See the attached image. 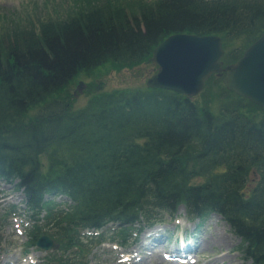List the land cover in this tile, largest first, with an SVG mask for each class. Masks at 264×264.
I'll list each match as a JSON object with an SVG mask.
<instances>
[{"label":"trees","instance_id":"trees-1","mask_svg":"<svg viewBox=\"0 0 264 264\" xmlns=\"http://www.w3.org/2000/svg\"><path fill=\"white\" fill-rule=\"evenodd\" d=\"M263 32L264 0H104L0 28V182L23 189L28 216L45 211L62 251L57 264H87L84 228L117 223L110 239L125 243L136 224L180 205L190 220L220 215L243 257L264 264V109L224 88L216 111L149 87L97 91L79 108L50 99L82 71L150 60L172 34H216L224 49L237 40L224 54L231 63ZM56 194L70 198L65 211L45 199ZM35 227L28 246L46 232ZM72 249L76 260L66 256Z\"/></svg>","mask_w":264,"mask_h":264},{"label":"rangeland","instance_id":"rangeland-1","mask_svg":"<svg viewBox=\"0 0 264 264\" xmlns=\"http://www.w3.org/2000/svg\"><path fill=\"white\" fill-rule=\"evenodd\" d=\"M114 1L123 2L124 4L129 5L134 4L139 0ZM88 2H95L96 4L100 5L103 4L104 0H0V28H10L14 25L26 28L30 22L37 24L39 20L46 18L51 19L58 17L59 15L65 16L79 6H85ZM238 44L239 42L236 40L226 46L224 49L225 54L229 49L236 47ZM154 71L155 66L149 60L138 65L130 66L121 62L109 61L87 72L82 71L78 73L77 76L74 77L65 87L53 94L50 99H65L68 103H70V105H72V107L79 108L84 106L90 96L97 91L115 92L124 90H143L147 87L145 84L147 78H149L154 73ZM222 76L223 75H211L205 82L202 90L195 96L191 97V99L199 106H206L216 111L220 99L223 98V95L225 94L224 89H226L222 81ZM79 84H81L80 90H78ZM43 105L44 103H41L29 108L26 113V118L24 117V119L27 121L34 118ZM190 156V152L187 151L185 157ZM41 161L42 164L47 166L45 156L41 157ZM200 181L201 179L198 178L193 180V182ZM23 196V192L14 190L13 185L0 182L1 220L6 208L12 204H19V201L23 198ZM51 197L52 196L46 195L45 199H50ZM55 200L57 202L64 203L65 198L57 196ZM62 206L64 207L65 204H62ZM185 213L184 207L179 206L177 208L176 219H173V216L171 218L168 214H165L162 215L161 220L157 222L159 225L163 223L161 226L166 230H169L170 233L171 231L175 230L176 226L183 229L176 231V234H173V236L170 238L166 236L156 241L160 252L159 255H161L160 257L162 259L164 258L163 256L169 257L168 250L171 251L172 247L179 248L178 244H175L177 239L184 238L187 235V238H189L187 244L188 246L192 245L193 250H191L189 255L185 257L187 258V261L182 264H253L251 260H247L243 257L240 248V239L231 231L226 222L216 215L213 216L214 214L204 223L197 220L190 222L186 218ZM42 215L43 212L40 213V219H42ZM4 216H7V214ZM1 220L0 254L2 255H0V264H9L8 262L11 260L15 261L17 258L19 261L16 264H21V259L23 264H31L26 262V255L23 252L25 249L24 243L27 240L25 235L26 231L20 235L14 232L9 221H5L6 225H3ZM145 224H147L145 220H142V222L139 223L141 227ZM36 225H41V222H36ZM154 227L156 226L153 225L150 228H145L144 231H149V229ZM46 229H49V226ZM184 231H186V233ZM50 233L54 232L50 231ZM143 236V233H140L139 238L142 239ZM173 237L177 239H174ZM203 237L206 240L201 244V246H199ZM133 238L134 236L130 238L131 241L126 246L122 247L106 242L92 248L91 244H93L95 239L83 236L80 237L78 245L81 249L86 251V255L83 258L90 264H131L132 261H135V264H154L155 262V264H171V261L168 262L165 259L158 263L154 256L145 257L146 252L150 251L149 249H145L142 252H136L139 253V256H134L131 258L130 256H132V253H134L132 251L138 247L136 242L133 241ZM216 240H219L220 243ZM221 240L226 241L221 243ZM31 251L36 252L35 260H37L38 263H42L46 253L33 248H31L28 253ZM57 251L58 250H54L56 254ZM88 251L90 252L87 253ZM123 251L129 252L128 256L124 254ZM75 252H77V250H75ZM6 253L10 254L5 255ZM122 254L123 256H121ZM73 256H76V253ZM125 256L129 258L121 259V257L125 258ZM138 258H141V261L138 260ZM6 259L8 262H4Z\"/></svg>","mask_w":264,"mask_h":264},{"label":"water","instance_id":"water-1","mask_svg":"<svg viewBox=\"0 0 264 264\" xmlns=\"http://www.w3.org/2000/svg\"><path fill=\"white\" fill-rule=\"evenodd\" d=\"M223 54L219 35L172 34L152 50L150 61L155 71L146 85L193 97L211 75H223L227 90L264 109V32L233 63L224 65ZM37 245L42 249L59 246L48 235L40 236Z\"/></svg>","mask_w":264,"mask_h":264},{"label":"bare ground","instance_id":"bare-ground-1","mask_svg":"<svg viewBox=\"0 0 264 264\" xmlns=\"http://www.w3.org/2000/svg\"><path fill=\"white\" fill-rule=\"evenodd\" d=\"M213 216H215V215H213ZM194 229V228H193ZM196 229V228H195ZM217 233V232H216ZM207 234V233H206ZM149 236H151V234H149ZM215 236V235H214ZM140 237V236H139ZM138 237V239H136V245H138V247L136 248V249H134V251H132V252H134V253H132V256H130L131 258H133L134 256H139V253H136V252H142L143 250H145V249H149L150 251L149 252H146V254H145V257H148V256H154L155 258H156V260H157V262L158 263H160V262H162L163 261V259H165V260H167L168 262L169 261H171V264H176V263H180V264H182V263H185L186 261L185 260H183V261H181L180 260V258L182 257V256H184L185 254H187L188 252H185V251H183L182 249H171V251L169 252V257H164L163 259L160 257L161 255H159V248H158V244H156V240H148L147 239V237L145 236H143L142 238L143 239H145V241L144 242H142V239H140ZM199 238V237H198ZM200 240V239H199ZM205 238L203 237V239H202V241L200 242V244H199V246H201V244L203 243V242H205ZM212 240H213V238H212ZM193 241V240H192ZM216 241H219V240H216ZM216 241H214V242H216ZM224 241H226V240H221V243L222 242H224ZM209 242V241H208ZM219 243H220V241H219ZM194 244V243H193ZM161 245V244H160ZM186 245H188L187 243H186ZM161 247V246H160ZM171 248V247H170ZM161 249V248H160ZM197 251V250H196ZM162 252V251H161ZM144 257V256H143ZM129 257H126L125 259H128ZM141 259V258H140ZM139 258H138V260H140ZM220 259H221V257H220ZM230 259V258H229ZM19 261V259L17 258V260H15V261H10V262H8V260L6 259V260H4V262H8L9 264H16L17 262ZM141 261V260H140ZM174 261H176V262H174ZM143 263V262H142ZM156 263V262H155ZM154 263V264H155ZM131 264H135V261H132L131 262Z\"/></svg>","mask_w":264,"mask_h":264}]
</instances>
